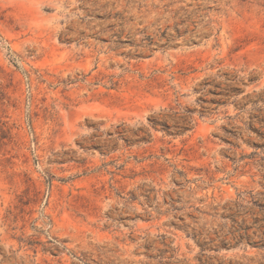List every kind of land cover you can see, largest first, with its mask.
<instances>
[{
    "label": "rangeland",
    "instance_id": "374dc122",
    "mask_svg": "<svg viewBox=\"0 0 264 264\" xmlns=\"http://www.w3.org/2000/svg\"><path fill=\"white\" fill-rule=\"evenodd\" d=\"M0 264H264V0H0Z\"/></svg>",
    "mask_w": 264,
    "mask_h": 264
}]
</instances>
